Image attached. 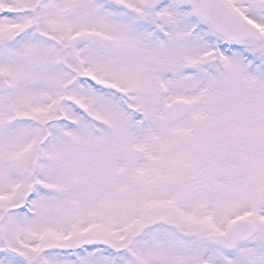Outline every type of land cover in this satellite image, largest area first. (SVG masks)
<instances>
[{
  "label": "snow or ice",
  "instance_id": "snow-or-ice-1",
  "mask_svg": "<svg viewBox=\"0 0 264 264\" xmlns=\"http://www.w3.org/2000/svg\"><path fill=\"white\" fill-rule=\"evenodd\" d=\"M0 264H264V0H0Z\"/></svg>",
  "mask_w": 264,
  "mask_h": 264
}]
</instances>
